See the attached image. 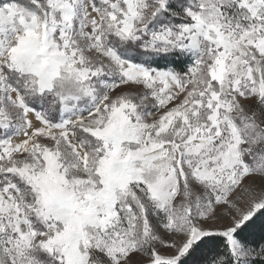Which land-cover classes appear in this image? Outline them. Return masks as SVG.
<instances>
[{
  "label": "snow or ice",
  "instance_id": "obj_1",
  "mask_svg": "<svg viewBox=\"0 0 264 264\" xmlns=\"http://www.w3.org/2000/svg\"><path fill=\"white\" fill-rule=\"evenodd\" d=\"M0 264H264V0H0Z\"/></svg>",
  "mask_w": 264,
  "mask_h": 264
}]
</instances>
